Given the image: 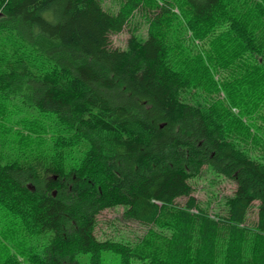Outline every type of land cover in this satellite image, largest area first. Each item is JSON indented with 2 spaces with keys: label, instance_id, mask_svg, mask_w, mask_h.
<instances>
[{
  "label": "trees",
  "instance_id": "16d2710c",
  "mask_svg": "<svg viewBox=\"0 0 264 264\" xmlns=\"http://www.w3.org/2000/svg\"><path fill=\"white\" fill-rule=\"evenodd\" d=\"M114 4L0 0V264H264V0Z\"/></svg>",
  "mask_w": 264,
  "mask_h": 264
},
{
  "label": "rangeland",
  "instance_id": "374dc122",
  "mask_svg": "<svg viewBox=\"0 0 264 264\" xmlns=\"http://www.w3.org/2000/svg\"><path fill=\"white\" fill-rule=\"evenodd\" d=\"M104 5L114 7V0H104ZM128 36L129 32L126 29L121 33L111 35L112 44H114L115 46L124 47ZM212 179L213 181H215V184L213 186L210 185V180ZM192 184L194 187L193 195L201 203L205 204V202H209L210 204V202H212L210 205L212 211L216 210V207H218L217 203L213 201L222 198L224 195L230 194L235 188V184L233 181L224 179L222 177H213L212 173H207L198 179L192 180ZM212 194H217V198H214ZM177 200L179 203L184 202V198H178ZM121 215V207L103 210L97 216L98 224L95 230L96 236L101 239L106 237L107 234H111L112 226L109 225L111 222H115L117 228L124 231L129 237L141 235L145 231V227L139 225L136 222L122 220ZM249 217L251 219H256V208L251 209Z\"/></svg>",
  "mask_w": 264,
  "mask_h": 264
}]
</instances>
